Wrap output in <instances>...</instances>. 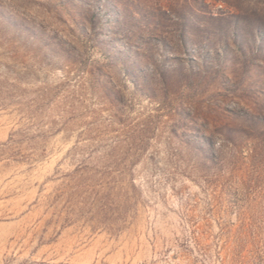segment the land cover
Returning <instances> with one entry per match:
<instances>
[{
	"label": "rangeland",
	"instance_id": "1",
	"mask_svg": "<svg viewBox=\"0 0 264 264\" xmlns=\"http://www.w3.org/2000/svg\"><path fill=\"white\" fill-rule=\"evenodd\" d=\"M0 264H264V0H0Z\"/></svg>",
	"mask_w": 264,
	"mask_h": 264
}]
</instances>
